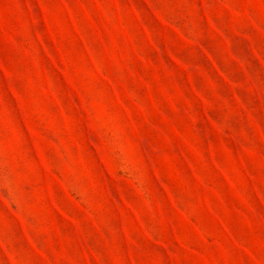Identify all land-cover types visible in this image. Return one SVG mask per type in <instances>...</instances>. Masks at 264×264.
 <instances>
[{
  "label": "rangeland",
  "instance_id": "rangeland-1",
  "mask_svg": "<svg viewBox=\"0 0 264 264\" xmlns=\"http://www.w3.org/2000/svg\"><path fill=\"white\" fill-rule=\"evenodd\" d=\"M0 264H264V0H0Z\"/></svg>",
  "mask_w": 264,
  "mask_h": 264
}]
</instances>
